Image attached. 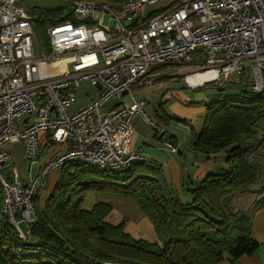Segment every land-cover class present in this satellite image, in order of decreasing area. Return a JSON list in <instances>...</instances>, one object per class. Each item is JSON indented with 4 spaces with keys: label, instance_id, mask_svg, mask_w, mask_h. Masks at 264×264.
Returning a JSON list of instances; mask_svg holds the SVG:
<instances>
[{
    "label": "built area",
    "instance_id": "1",
    "mask_svg": "<svg viewBox=\"0 0 264 264\" xmlns=\"http://www.w3.org/2000/svg\"><path fill=\"white\" fill-rule=\"evenodd\" d=\"M159 1L164 4L153 14L140 15ZM71 17L47 28L49 50H44L29 10L19 0H0V219L22 239L35 218L38 183L51 171L73 160L110 169L149 161L127 145L136 117L166 134L131 89L153 67L170 64L188 71L184 81L192 88L223 85L247 71L252 89L264 88V0H121L115 7L77 0ZM199 73L209 77L191 84L188 77ZM82 80L95 86L97 95L70 110ZM112 100L116 104L106 107ZM39 133L62 150L29 181L20 180L14 168L6 175L12 158L5 147L21 142L23 158L36 159Z\"/></svg>",
    "mask_w": 264,
    "mask_h": 264
},
{
    "label": "trees",
    "instance_id": "2",
    "mask_svg": "<svg viewBox=\"0 0 264 264\" xmlns=\"http://www.w3.org/2000/svg\"><path fill=\"white\" fill-rule=\"evenodd\" d=\"M98 1L113 7L121 2ZM72 6L67 11L30 12L44 50H49L47 28L72 19ZM163 66L169 65L158 68ZM248 82V87L227 97L215 95L205 104L203 126L192 137V149L206 156L225 152L226 168L199 182H186L183 190L191 201L175 194L155 162L110 169L69 161L58 168L42 203L37 188L32 200L35 218L24 239L6 218L0 219V264H220L226 257L235 262L241 255H254L259 244L251 237L252 218L264 207V195L247 211L235 210L230 203L234 194L256 185L264 171V132L257 127L264 121V88L258 93ZM166 119L186 122L174 116ZM88 193L132 198L150 221L156 241L132 237L124 231V219L109 222L111 207L106 202L83 208ZM2 198L0 185V205Z\"/></svg>",
    "mask_w": 264,
    "mask_h": 264
},
{
    "label": "crops",
    "instance_id": "3",
    "mask_svg": "<svg viewBox=\"0 0 264 264\" xmlns=\"http://www.w3.org/2000/svg\"><path fill=\"white\" fill-rule=\"evenodd\" d=\"M140 15L143 16L142 13ZM168 65L160 68L158 66L153 67L143 82L134 84L135 89L141 91L147 85H153L154 87V78H163L170 75L167 73L170 71V68L172 70V66L174 65ZM176 70L180 71L178 66H176ZM182 83L184 84L185 81ZM212 83L215 84V82ZM185 85L192 90H201L196 94V101H191V103L197 102L195 104L199 105L193 106L189 102L183 107L187 112V117L181 118H184L187 124H172L174 128L169 130V123L175 122L173 119H166V116H173L169 109H162L163 106L158 107V109H154V107L150 108L153 116L155 115L157 119L155 122L165 126L167 130L166 134L170 136V143L175 151L170 150L160 135H155L156 133L151 124L139 117H136L133 121V132L127 147L129 150L138 151L143 154L149 161L159 164L175 194L183 202H189L192 200V196L183 190L186 182H199L205 176L225 169L226 163L225 152L223 151L206 156L204 153L196 152L192 149V137L194 134L201 132L205 115V104L211 100H207L206 97L210 89L205 90L207 89L205 83L194 88L189 87L186 83ZM223 85V88H226L227 83ZM140 101L143 102L145 108L147 106L146 101L143 99ZM199 101L201 102L198 103ZM109 103L108 107L113 106L116 104V100H112ZM159 109H161L162 113ZM175 127H177L176 130L180 128L181 134L175 133ZM61 150L62 147L60 146L57 151ZM97 202H106L110 205L111 211L107 217L109 222L116 224L124 219V231L132 237L156 241V235L150 221L144 216L132 198L88 193L83 199L82 207L90 209ZM251 237L259 244L254 255H241L235 262H230L226 257L220 264H264V207L256 210L253 214Z\"/></svg>",
    "mask_w": 264,
    "mask_h": 264
},
{
    "label": "rangeland",
    "instance_id": "4",
    "mask_svg": "<svg viewBox=\"0 0 264 264\" xmlns=\"http://www.w3.org/2000/svg\"><path fill=\"white\" fill-rule=\"evenodd\" d=\"M76 1L77 0H19V4L29 10V12H31L32 10L51 9H62L63 11H67ZM163 4L164 1H159L153 5L144 6L141 10L143 17L146 16L149 12L157 10ZM199 60L200 59H197V61ZM175 68V65L172 66V70L170 68V71L167 73L170 75L167 77L154 78V87L153 85H147L141 91L136 90L134 85H132L131 87L132 91L137 95L138 100L143 99L144 101H146L147 106L144 108V111L146 115L154 122L157 121V119L155 115L153 116L152 111L150 110L151 107H154V109H158V107L160 108V106H163L162 109H169L174 117L185 118L187 117V112L183 109V107L186 106V104L190 102V105H199L195 104L197 102L191 103V101H196V94H198V92L201 90H192L187 88L185 83L183 84L182 82L184 81V78L188 71H175ZM240 78L241 80H239ZM248 81H251V76L248 78V80H246L242 73H235L230 77L225 90L220 91L216 89L214 83H205L207 89H204H210V91L206 95L207 100L213 99L215 95L221 94L223 95L222 97H227L234 92H238L243 88L251 85V83ZM96 95L97 89L95 88V86H93L88 80H82L78 87L75 89V100L69 109L73 110L84 106L90 99L95 98ZM200 102L201 101H199L198 103ZM109 104L110 103H107L106 107H108ZM159 110L162 113L161 109ZM176 123H179L178 125L187 124L186 122L175 121L174 123H169L168 129L170 130L174 128L172 124ZM257 127L264 132V121L259 122ZM176 128L177 127H175V133H180V128L178 130H176ZM45 135V133L38 134L40 138V152L38 157L33 160H26L23 158L21 142L11 143L7 145L5 147V151L10 155L12 160L6 163V165L4 166V173L7 175L14 168L15 173L20 180L29 181L31 177L37 172L39 165L46 162L53 154H55V152L60 147L59 144L47 142L44 139ZM57 170L58 169L51 171L45 179L39 181L38 188L39 196L41 197L40 203L44 201L47 194L53 188L57 178ZM263 195L264 171H260L257 184L254 185L248 192L234 194L230 203L235 210L247 211L254 204V202ZM21 227L25 228L24 223H21Z\"/></svg>",
    "mask_w": 264,
    "mask_h": 264
},
{
    "label": "bare ground",
    "instance_id": "5",
    "mask_svg": "<svg viewBox=\"0 0 264 264\" xmlns=\"http://www.w3.org/2000/svg\"><path fill=\"white\" fill-rule=\"evenodd\" d=\"M208 77H209V73H199V74L194 75V76H189L188 81L191 84H199L202 81L206 80Z\"/></svg>",
    "mask_w": 264,
    "mask_h": 264
},
{
    "label": "water",
    "instance_id": "6",
    "mask_svg": "<svg viewBox=\"0 0 264 264\" xmlns=\"http://www.w3.org/2000/svg\"><path fill=\"white\" fill-rule=\"evenodd\" d=\"M125 24L126 25H128L129 24V22L127 21V22H125ZM162 137V140L164 141V142H170V136L168 135V134H165V135H163V136H161Z\"/></svg>",
    "mask_w": 264,
    "mask_h": 264
}]
</instances>
